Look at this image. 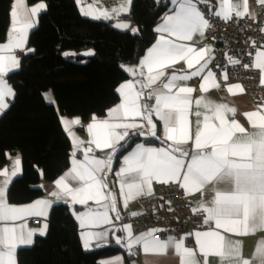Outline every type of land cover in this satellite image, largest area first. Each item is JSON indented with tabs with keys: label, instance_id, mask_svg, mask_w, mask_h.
Here are the masks:
<instances>
[{
	"label": "snow or ice",
	"instance_id": "snow-or-ice-1",
	"mask_svg": "<svg viewBox=\"0 0 264 264\" xmlns=\"http://www.w3.org/2000/svg\"><path fill=\"white\" fill-rule=\"evenodd\" d=\"M131 3L132 0H124L118 8L111 12L101 10L94 18H111L113 14L126 13ZM171 3L174 7L161 18L162 22L155 29L160 33L156 44L147 51L139 65L124 69L134 79L116 89L121 102L108 110L106 118L99 119L93 114L87 125L91 138L88 147L83 149V160L76 159V156L84 141L71 130L72 126L81 124V118H60L74 141L75 150L71 169L55 180L57 190L50 196L71 206L69 210L81 229L111 225L113 235L115 231L125 232L124 237L115 238V243L126 248L130 256L137 255L132 250L134 246L142 245V252L146 255H167L173 250L179 256L180 264H208V257L213 255L219 258L220 264H253V260L243 257L242 242L228 239L219 230L235 236L264 230V114L260 111L243 113L252 129L249 131L235 118L237 109L234 106L214 103L204 96L193 99L196 89L181 82L199 77L202 93L209 91L210 82L214 88L220 87L210 68L213 49L184 43L193 41L197 35L203 38L205 30L211 27L210 19L206 18L200 5H205L212 16L224 21H230L233 14L240 19L246 16L255 18V14L250 9L249 0H219V10L215 12L208 6V0H171ZM257 4L264 9V0H257ZM45 7L40 3L28 8L26 0H13L8 39L0 43V113L9 107L6 97L15 96L4 79L20 66L14 53L25 50L27 32L35 26V18ZM115 27L130 29L133 33L138 31L125 22H118ZM85 55L94 53L89 51ZM229 60L232 64L239 63L231 57ZM181 61L190 71H173L167 75V69ZM253 66L261 71L260 83L264 85V50L256 51ZM248 67L244 65V68ZM224 79H228L226 73ZM233 88L244 91L239 84L229 86L227 91L235 94ZM46 99L54 103L50 95ZM193 105L197 110L193 111ZM201 107L204 112L199 110ZM190 116L196 117L194 125ZM157 122L162 125V134L159 135ZM133 136L154 139L160 146L136 143L128 151ZM189 143L191 148L185 147ZM98 151L103 156L97 155ZM116 160L120 162L118 170L113 168ZM20 163V158L16 157L11 172L7 169L0 171L3 178L0 179V264H18L17 250L32 245L35 234H47L49 225L46 221L54 203L48 198H38L23 206L8 203L10 185L21 171ZM110 175L118 178L125 207L137 196L145 193L151 196L153 182L175 185L187 195L202 194L211 185L213 199L201 200L192 209L194 213L201 210L206 213L203 223L209 225V230L183 234L179 240L172 235L164 240H154L152 236L157 230L133 236L130 224L117 229L114 221L122 217L117 195L109 189ZM90 201L95 203V208L89 207ZM77 205L84 206V211H77ZM25 217H42L45 222L39 229H28L26 224L5 223ZM213 223L214 228L211 227ZM80 235L83 248L89 251L93 250V245L95 248L104 247L108 243L109 231L86 230ZM190 236H194L198 252L185 246L184 241ZM198 254L205 259L200 261ZM254 259L264 264V238L256 247ZM99 264H123V257L104 259Z\"/></svg>",
	"mask_w": 264,
	"mask_h": 264
},
{
	"label": "trees",
	"instance_id": "trees-1",
	"mask_svg": "<svg viewBox=\"0 0 264 264\" xmlns=\"http://www.w3.org/2000/svg\"><path fill=\"white\" fill-rule=\"evenodd\" d=\"M38 1L47 7L30 35L34 51L24 55L20 69L9 75L15 96L0 117V168L8 162L9 152L19 154L23 164V174L8 192L13 204L43 197L41 182H52L69 168L72 142L60 118L77 116L88 122L93 114L103 116L118 103L116 89L131 78L124 69L138 65L154 44L155 27L170 7L169 2L133 0L125 19L138 31L123 33L112 27L113 21L83 16L76 0H28ZM12 3L0 0V43L7 39ZM87 51L94 55H85ZM46 92L54 104L46 101ZM139 141L157 142L137 136L130 145ZM69 209L54 204L47 235L18 250L19 264H99L119 253L113 246L86 251L79 223Z\"/></svg>",
	"mask_w": 264,
	"mask_h": 264
},
{
	"label": "crops",
	"instance_id": "crops-1",
	"mask_svg": "<svg viewBox=\"0 0 264 264\" xmlns=\"http://www.w3.org/2000/svg\"><path fill=\"white\" fill-rule=\"evenodd\" d=\"M158 1L169 2L170 7H169V11L167 13H169L170 10L174 7L172 5V3H171V0H158ZM76 2H77V5H78L79 10H80V12H81V14L83 16L88 17V18L93 19V20H103L104 19V20H107V21H113L115 23V22H118V21H121V20H126L125 19V16H127L129 14V12L131 10V7H132L133 0H132L131 6H130L128 12H126V13H120L118 16H116L115 14H113L111 18H103V17H101L99 19L94 18V17L96 15H99V12L101 10H107V11L111 12V10L113 8H118L122 3H124V0H76ZM210 2L215 3L217 5V7H218V10H219V0H208V3H210ZM230 2H235V0H230ZM40 3H43L46 6V3L44 1H38L36 3L30 4L28 2V0H26V6L28 8H31L33 6H36V5L40 4ZM249 6H250V9L254 12L255 15L257 14V12L259 11V9L261 8L257 4V0H249ZM46 7L35 18L36 21H37L36 24H35V26L33 28L29 29L28 32H27V43L25 45V50H24L25 55L32 52V51H26L27 49H32V48L29 47L30 35H31V32L34 29L37 28L38 21H39V16H40V14L42 12H44L46 10ZM85 13H90V14L89 15H85ZM161 22H162V20L156 25L155 29L157 28V26ZM10 29H11V20H10V26H9V29H8V34L10 32ZM8 34H7V39H8ZM159 35H160V33H157L156 32V40H155V42H154L153 45L156 44ZM206 38H207V29L205 30V35H204L203 38L197 35V36L194 37L193 41H186L184 43L192 44L195 47H201V46H205V45L206 46H209L210 48L213 49V52L211 53V55L213 57H215V52H216V49H217V44L215 42L206 44L205 43L206 42ZM153 45L150 48H152ZM262 50H264V49H262ZM20 51L21 50H16L14 54H15L16 58L19 60L20 66H21V61H22L24 55H21L20 54ZM146 54H147V52L145 53V55ZM20 66H19V68L14 69L11 72H9L4 77V79L6 80L7 84L9 86H11V88H12V90H13L14 93H15V90H14L13 85L10 83L9 75L12 74V73H14V72H16V71H18L20 69ZM192 70H195V69H192ZM173 71H175L177 73H182V72L190 71V70L187 69L186 63L183 62V61H181V62L173 65L172 67L168 68L167 69V75L170 76L173 73ZM260 74H261V71H260ZM129 80H133V79L130 78V79L124 81L123 83H125V82H127ZM201 82L202 81H201V79L199 77H194L190 81L181 82V83H186L188 86H191V87H193V88L196 89V91L192 94L193 95V99H196V98H199L201 96H204L206 100H210L211 102H214V103H227L230 106H234L237 109V114H236V117L235 118L239 122H241L246 128H249V131H252V129L249 127L248 122H247L246 118L244 117L243 113H247V112H250V111H260L261 114H264V105H260V106L255 105L252 102V100L249 97V95L246 94V92H245V90H244V88L242 87L241 84H239V85L243 88V90H244L243 92H241L240 89H238V88H233V92L235 94L229 93L227 91L228 87L229 86H232V85H237L238 83H233V84H230V85H228L226 87H223V86L220 85L217 77L215 76V83H218L220 85V87L219 88H214L212 86V82H210L208 84V86H207L209 88V91H207L206 93H202L200 91V89H199V84ZM156 86H159V85H156ZM48 95H50L51 98H52V100L54 101V97L52 96V94L50 92H46L44 94L45 99H46V96H48ZM118 95H119V93H118ZM119 97H120V95H119ZM13 100H14V97H6V103H8L9 107L12 104ZM46 101L49 103L48 99H46ZM120 102H121V97H120V100L118 101V103H116L115 105H113L112 107H110L108 110H110L113 107L117 106ZM54 103H55V101H54ZM54 103H50V104H54ZM149 103H152V101H149ZM9 107L7 109H5L2 113H0V117L9 109ZM108 110H107V112H108ZM195 110H197V109L195 108V105H193V111H195ZM199 110L201 112H204L205 111V109H203L202 107ZM107 112L103 116H99V117L97 116V118H99V119L106 118ZM63 117H66V118H69V119L74 118V117H69V116H63ZM190 119H191V121L193 122V125H194L195 124L196 117L195 116H190ZM91 120H89L88 122H83V120L81 118V124L80 125H74V126H72V129H71L72 132L75 134V136L79 140L84 141V144L82 145L81 150L77 152L76 159H78V160H83V149L86 148V147H88V141L91 138L90 135H89V133L87 132V125L91 122ZM157 123H158V128L160 129L159 134H162V125L160 124V122H157ZM69 137H70L71 142H72V152H73L75 150L74 149V141H73V139H72L71 136H69ZM134 137H137V136H133L132 139ZM141 137L144 138V139H147L144 136H141ZM148 139L150 140L151 138H148ZM136 143H145L147 146H154V147H159L160 146L159 141H157L154 144H150V143L144 142V141H139V142H136ZM136 143H134L133 145H131L128 148V151H131L132 147H134ZM185 147L191 148V143H189V145H186ZM97 155H99V151H98ZM99 156H101V155H99ZM16 157H19L20 158V161H21V163H20V170L21 171H20V173L18 174L17 177H14L13 178V181L16 178L20 177L23 174V164H22V158L20 157V155L17 154V153L9 152L8 153V162L3 167L0 168V171H3L5 169H7L9 172H11L12 171V164H13V161L15 160ZM71 159H72V157H71ZM121 159H122V156H121ZM115 164H116V161L113 162V168L116 167L115 170H118L119 167H120L119 160L117 162V166H115ZM70 169H71V164H70L69 168L66 169L62 173V175H64ZM62 175H60L58 178H60ZM110 176H111L112 181H113V184H114V192L116 193L117 198H118V208L120 210L121 217H123V216L134 217V216L140 215L143 212V208L139 205L138 202H139V200L141 198H143L145 196H148L147 193H145L143 196H137L135 199H130L128 201L127 207H125L124 206V203H123V199L120 197V188H119L118 178L115 177L114 175L113 176L110 175ZM0 179H3V178L0 177ZM54 182H55V180L52 181V182H47V181H44L43 180L41 182V184H40V187L45 192V195L43 197H41V198H48V199L54 200L53 206L56 203V199L54 197H51L50 196V193L52 191H56L57 190L56 189V185H55ZM157 184L158 183L153 182V192H154L155 187H156ZM211 187L212 186L209 185L204 190V192L202 194L201 193L194 194V195H198V194L199 195L194 200L193 208L201 200H203V201H210L211 199H213L214 192L211 190ZM34 201H32V202H34ZM32 202H29V203H26V204H13V203H10V201L8 199V203L10 205H15V206L28 205V204H30ZM95 206L96 205H95L94 202H92V201L89 202V207L94 208ZM68 207L70 208L71 206L68 205ZM76 209H77V211H84V206L77 205L76 206ZM51 210L49 211V215H48L47 221H46L48 223V225H49V216H50ZM132 213H137V215H132ZM109 215L110 216H114L113 213H109ZM30 219H39L42 222V224L40 226H37V227H35L33 229H39V228H41L42 225H43V223L45 222V219L42 218V217H25V218H23V220L14 221V222H5V223L6 224H10V225L11 224H16V225L26 224V226L28 228V221ZM114 223H115L117 229H119L120 227H122L125 224H130L132 226L133 236H138L141 233L147 232L149 230H157L156 227H152V228H149V229L144 230V231L143 230H137L134 227L133 224L127 223V222H123L121 220H115ZM207 226H208V228H206V229H201V230H196V231H206V230H209V225H207ZM211 227L214 228V223L211 225ZM48 229H49V227H48ZM104 229H108V231H109L108 243L104 247H106V246H113V247L119 248L120 251L116 255H113V256H110V257H106V258H102L101 260L115 258V257H118L119 256V257H123V264H145L146 261L148 262V264H180V258H179V256H177V255L174 254L173 250H169L168 253H167V255H153V254H147L146 255V254H144L142 252V245H136V246H134L132 250H133V252H136L137 255L130 256L128 254V251H127L126 248L122 247L121 245H117L115 243V238L116 237H124L126 235L125 232L115 231V234L113 235V229H112V226L111 225H102L99 228H91V229H81L79 227V234L82 231H86V230L100 231V230H104ZM219 231H221V234L226 235V237L228 239H231V240H234V241L235 240L241 241L242 242V255H243V257L246 258V259H249V260H253V264H259V260L258 259H254V254H255L256 247H257L259 241L261 240V238H264V230H257L255 232V234H248L246 236H235V235L230 234V233H224L222 229L219 230ZM47 232H48V230H47ZM156 232L157 231H155L153 233L152 239H154V240L155 239L164 240L163 238L158 237L156 235ZM38 237H40V235L38 233L33 236V244L36 242V240H37ZM80 238H81V235H80ZM177 239L179 240L181 238H177ZM193 239H194V236H193ZM184 243H185V246L186 247H188L190 249H193V250H197V252H198V248H197V244L195 242V239H194V244L193 245H188L187 242H186V240L184 241ZM32 245H30V246H32ZM30 246H25V247H30ZM100 248H102V247H100ZM93 249H97V248H95V246L93 245ZM18 250H17V253H18ZM197 258L200 261H203L205 259L202 255H199V254L197 255ZM17 259H18V256H17ZM208 264H220V260H219V258L217 256H214V255L213 256H209L208 257Z\"/></svg>",
	"mask_w": 264,
	"mask_h": 264
},
{
	"label": "built area",
	"instance_id": "built-area-1",
	"mask_svg": "<svg viewBox=\"0 0 264 264\" xmlns=\"http://www.w3.org/2000/svg\"><path fill=\"white\" fill-rule=\"evenodd\" d=\"M208 6L213 12L218 10L215 3L210 2ZM200 7L205 12L206 18L210 19L211 24V27L207 29L205 43L217 44L210 68L220 85L226 87L233 83L241 84L255 105H264V85L260 83L261 74L259 69L253 66L256 51L264 49V9L260 8L255 18L246 16L240 19L233 14L230 21H224L212 16L205 5ZM20 54L25 55L22 50ZM229 57L239 63L232 64ZM245 64L249 67L244 68ZM225 73L227 80L224 79ZM198 195H187L183 189L175 185L157 184L151 196L148 195L139 200L138 203L143 208L140 215L123 216L120 220L133 224L137 230L144 231L156 227V235L163 239L169 235L182 238L183 234L208 228L203 223L206 217L205 212L202 210L198 213L192 212L194 200ZM41 224L39 219H30L28 228L33 229ZM186 242L188 245H193V236L187 238Z\"/></svg>",
	"mask_w": 264,
	"mask_h": 264
},
{
	"label": "water",
	"instance_id": "water-1",
	"mask_svg": "<svg viewBox=\"0 0 264 264\" xmlns=\"http://www.w3.org/2000/svg\"><path fill=\"white\" fill-rule=\"evenodd\" d=\"M101 21H104V22H106L107 20H101ZM118 22H125V23H128L129 25H130V28H133V26H134V23L132 22V21H129V20H121V21H118ZM118 22H115L113 25H112V27L114 28V29H116V30H118V31H120V32H123V33H126V32H128V31H130V29H122V28H117V27H115V25L118 23ZM136 65H134V66H131V67H135ZM130 77L132 78V79H134V77L130 74ZM131 142H132V140L129 142L130 144H131ZM98 153V152H97ZM99 155H101V156H103V153H100L99 152ZM119 155V154H118ZM109 180L111 181V183H110V185H109V189L111 190V191H113L114 192V184H113V181H112V178H111V176H109ZM115 193V192H114ZM57 203H60V204H63V205H65L62 201H56ZM66 206V205H65ZM68 206V205H67ZM96 207V206H95ZM94 207V208H95ZM102 210V209H101Z\"/></svg>",
	"mask_w": 264,
	"mask_h": 264
},
{
	"label": "rangeland",
	"instance_id": "rangeland-1",
	"mask_svg": "<svg viewBox=\"0 0 264 264\" xmlns=\"http://www.w3.org/2000/svg\"><path fill=\"white\" fill-rule=\"evenodd\" d=\"M32 52H33V51H32ZM87 52H89V51H87ZM92 53H93V51H92ZM46 235H47V234H46ZM46 235H45V236H46ZM45 236H43V237H45Z\"/></svg>",
	"mask_w": 264,
	"mask_h": 264
}]
</instances>
